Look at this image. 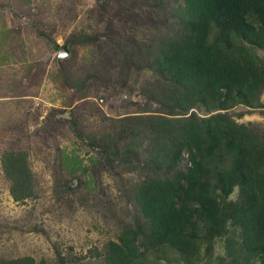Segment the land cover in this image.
<instances>
[{"label": "trees", "instance_id": "16d2710c", "mask_svg": "<svg viewBox=\"0 0 264 264\" xmlns=\"http://www.w3.org/2000/svg\"><path fill=\"white\" fill-rule=\"evenodd\" d=\"M147 6L158 15L159 31L126 61L148 72L142 90L156 107L120 117L102 112L95 130L72 121L74 135L98 148L101 164L141 175L122 190L131 221L89 253L103 264H137L152 252L157 261L171 262L167 254L174 253L184 264H213L222 239L225 253L214 264H264V121L255 127L232 114L240 105L264 107V56L258 53L264 51V0H140L138 16ZM99 37L81 30L67 42L95 44ZM4 38L0 31V43ZM67 78L87 96L90 75ZM60 159L74 178L93 165L79 149L63 150ZM0 168L13 201L37 195L25 148L2 150ZM80 258L54 246L53 261L0 256V264Z\"/></svg>", "mask_w": 264, "mask_h": 264}, {"label": "rangeland", "instance_id": "374dc122", "mask_svg": "<svg viewBox=\"0 0 264 264\" xmlns=\"http://www.w3.org/2000/svg\"><path fill=\"white\" fill-rule=\"evenodd\" d=\"M137 3L0 0V31L8 37L0 43V53L8 55L0 59V152L25 148L39 182L35 197L15 202L0 168V256L53 261L57 246L62 254L83 257L72 264H103L89 249L100 248L115 238L122 223L131 221L132 209L122 190L141 175L125 171L123 165L101 164L98 148L74 135L72 121L95 130L102 112L120 117L156 107L142 90L148 72L126 61L161 23L148 6L138 16ZM81 30L99 34L98 42H67ZM66 43L68 57L57 59ZM258 53L264 56V51ZM87 74V96L81 98L82 91L67 76ZM232 114L255 127L264 121V107L240 105ZM70 149H79L86 165L93 157L90 173L74 178L66 172L60 155ZM224 253V241L218 239L213 264ZM155 256L149 253L137 264H184L174 253L167 254L171 262Z\"/></svg>", "mask_w": 264, "mask_h": 264}, {"label": "water", "instance_id": "95a60500", "mask_svg": "<svg viewBox=\"0 0 264 264\" xmlns=\"http://www.w3.org/2000/svg\"><path fill=\"white\" fill-rule=\"evenodd\" d=\"M69 55V49L67 43L60 46L57 53V59H65Z\"/></svg>", "mask_w": 264, "mask_h": 264}]
</instances>
